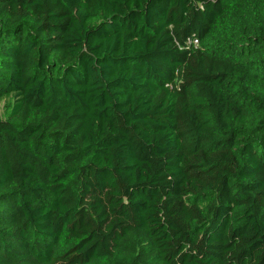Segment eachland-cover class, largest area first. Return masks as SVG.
<instances>
[{"label": "trees", "instance_id": "obj_1", "mask_svg": "<svg viewBox=\"0 0 264 264\" xmlns=\"http://www.w3.org/2000/svg\"><path fill=\"white\" fill-rule=\"evenodd\" d=\"M0 264H264V0H0Z\"/></svg>", "mask_w": 264, "mask_h": 264}, {"label": "rangeland", "instance_id": "obj_2", "mask_svg": "<svg viewBox=\"0 0 264 264\" xmlns=\"http://www.w3.org/2000/svg\"><path fill=\"white\" fill-rule=\"evenodd\" d=\"M4 103L0 104V117L3 115Z\"/></svg>", "mask_w": 264, "mask_h": 264}]
</instances>
